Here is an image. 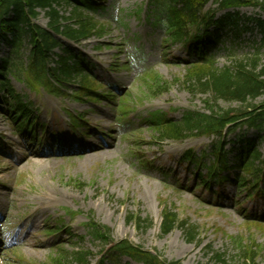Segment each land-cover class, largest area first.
Returning a JSON list of instances; mask_svg holds the SVG:
<instances>
[{"label":"rangeland","instance_id":"1","mask_svg":"<svg viewBox=\"0 0 264 264\" xmlns=\"http://www.w3.org/2000/svg\"><path fill=\"white\" fill-rule=\"evenodd\" d=\"M147 2L99 0L105 11L94 16L107 25L106 35L77 46L57 37L62 46L88 62L106 89L116 93L112 101L75 102L73 98L54 97L41 89L34 93L9 77L15 92L23 102L31 104L38 121L47 125V134L52 136L51 132H55L61 138L59 141H67L65 148H73L74 152L67 154L63 147L61 153L48 151L46 147L52 145L50 137L34 147L28 139L13 134L10 122L0 113V136L4 143L0 153V264H43L58 248L70 251L71 244L92 253L89 264H100L102 247L85 236L83 224L88 217L108 227L112 240H128L160 254L167 262L211 264L206 255L207 246L226 253L229 262L238 260L239 249L229 239L237 237L243 244L254 245L251 248H257L256 263L264 264V225L246 224L255 214L264 219L263 199H244V191L236 193L233 187L223 188V185L217 191L220 198H216L196 187L193 172L180 162L188 150L196 155L204 152L209 158L213 140L202 137L156 144L154 134L144 123L155 111L174 119H179L185 109L203 112L204 100L208 98L200 93L191 95L185 88L187 68L176 64V59L188 60V55L182 46L166 43L161 28L150 25L153 18L146 17ZM140 6L143 12L138 18L134 12ZM59 10L63 15L69 11L66 6ZM238 12L264 22V12L257 9L241 8ZM220 15L218 12L216 16ZM35 23L46 28L48 18L41 12ZM248 28V33L243 32L239 37L232 36L231 27L219 33L220 43L209 52L217 68L232 67L255 50L264 52L259 28L254 24ZM29 50L27 45L22 48L21 59L25 62ZM9 51L0 41V62ZM55 54H61L60 48ZM53 61L49 62L52 67L56 65ZM145 70L172 86L155 98H142L140 76ZM75 89L71 85L67 93ZM128 96L132 100L125 105L130 112L120 121L117 105ZM263 100L264 97H259L252 104L259 105ZM217 104L223 110L238 106L221 101ZM71 114L83 116L84 121L77 129L71 127ZM85 129L88 135L83 136ZM37 133L42 134L40 130ZM245 137L253 138L252 132L248 131ZM232 138L229 135L227 140ZM110 142L115 143L113 150L84 152L86 146ZM259 148L264 154L263 143ZM236 154L237 151H230L229 158ZM134 155L143 157L146 165H139ZM74 181L84 186L77 188L72 184ZM164 205L180 219L199 228L201 243L188 244L179 229L161 236L159 225ZM129 212L149 218L152 227L145 233L138 232L127 222ZM52 228L56 231L49 234ZM82 236L85 237L80 239ZM111 263L135 264L127 258Z\"/></svg>","mask_w":264,"mask_h":264},{"label":"trees","instance_id":"2","mask_svg":"<svg viewBox=\"0 0 264 264\" xmlns=\"http://www.w3.org/2000/svg\"><path fill=\"white\" fill-rule=\"evenodd\" d=\"M209 1L216 4L219 9L257 7L264 12V0H151L150 3L154 7L153 11L156 17L154 23L156 25L160 23L163 26L172 43L185 42L188 51L202 53V59L205 57V53L202 51L203 46L208 45L207 40L195 48L193 42L189 43L187 39L191 29L199 31L201 27L206 30L211 25L222 27L226 24L237 29L238 21L240 22L237 13H228L224 18L214 20L213 11H203ZM62 5L70 8L67 16L62 15L59 10ZM96 8L98 6L95 0H0V40L10 47L11 55L18 56L12 62L5 59L0 64V90L10 97L5 100L10 108L9 118L19 132L28 127L30 121L27 114L29 112L25 105L19 102L18 96L14 95L13 89L9 85V75L19 78L21 81L24 80L32 90L42 87L49 93H57L58 88L62 89L66 83L76 84L83 92L92 91L94 95L97 88L101 87L88 72L90 69L84 60H75L69 55V57L58 56L59 65L53 75L55 83L50 81L46 69L47 60L50 58L52 50L58 46V41L53 34H61L76 43L104 34L105 25L93 17L83 14L85 10ZM40 11L49 19L47 29L33 23ZM139 13L140 11L137 12L138 16ZM248 21L256 24L264 35V22L255 19ZM206 35L210 37L211 32ZM196 39L199 40L195 36L191 41H196ZM26 42L30 45V53L29 61L25 64L19 55ZM147 80L145 84H147L149 95L166 91L169 87L167 82H163L154 74H150ZM183 83L192 93L211 96L205 101L209 114L186 112L180 120L175 121L166 119L165 115L156 112L151 117L149 124L160 141L165 139L183 140L191 136L221 137L226 126H228V133H231L239 127L238 125L256 126L257 122L264 117V100L259 105L252 104L259 97H264V61L262 62L259 52L224 69H217L212 61L195 62L187 67ZM220 101L229 104L236 103L238 106L223 110L218 107L217 103ZM239 121L242 123L235 125ZM224 142L223 140L220 147L217 144V147L212 151L214 163L227 165V153L223 149ZM240 143L238 160L245 161L235 167L241 168L242 174L245 176L239 174V187L256 189L262 175L259 166L260 153L256 146H253L251 140L240 141ZM77 186L81 187L82 184L77 183ZM248 195L252 196L251 193ZM128 222H134L137 230L142 232L152 225L147 218L143 219L134 214L128 215ZM255 225L259 226L257 223ZM87 227L94 240L105 243L110 238L109 229L102 225L90 220ZM177 227L183 230L188 243L195 241L197 228L187 224L186 221H179L178 216L165 207L162 212V235H167ZM237 245L240 250L238 260L229 263L225 258V253L214 252L211 248L208 250V253L211 254L209 259L213 264H257L254 253L256 249L243 250L239 241ZM112 249L115 253L130 257L136 263L167 264L166 261L158 258L160 255H153L126 240L119 241ZM57 252L58 257L51 258L49 264H87L88 253L82 252L79 248L68 254H64L61 250Z\"/></svg>","mask_w":264,"mask_h":264},{"label":"bare ground","instance_id":"3","mask_svg":"<svg viewBox=\"0 0 264 264\" xmlns=\"http://www.w3.org/2000/svg\"><path fill=\"white\" fill-rule=\"evenodd\" d=\"M115 144H109L104 146L103 148H97L95 146H92L89 151H101V150H113L115 148ZM37 246H41V243H35Z\"/></svg>","mask_w":264,"mask_h":264}]
</instances>
